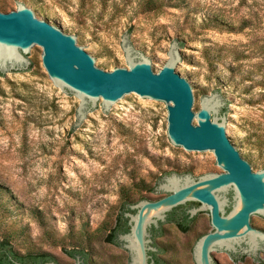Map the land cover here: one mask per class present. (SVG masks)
<instances>
[{
	"label": "rangeland",
	"instance_id": "obj_1",
	"mask_svg": "<svg viewBox=\"0 0 264 264\" xmlns=\"http://www.w3.org/2000/svg\"><path fill=\"white\" fill-rule=\"evenodd\" d=\"M34 12L64 20L67 30L106 71L130 69L123 47L133 37L161 70L176 45L205 68L186 65L209 93L197 95V113L207 97L230 94L232 138L243 143L256 171L264 170V0H27ZM23 0H0L17 10ZM193 45H188L189 42ZM34 58L32 75L0 77V235L17 249L47 252L60 264H79L69 251L85 250L91 264H130L131 253L107 240L125 202L165 197L157 187L167 176L222 173L216 156H193L168 135L167 104L135 95L113 116L104 108L79 131L81 99L70 97ZM154 189V191H153ZM264 231V217H258ZM210 215L189 232L171 222L157 234L167 264H196L198 240L211 232ZM224 264L239 261L218 253Z\"/></svg>",
	"mask_w": 264,
	"mask_h": 264
},
{
	"label": "water",
	"instance_id": "obj_2",
	"mask_svg": "<svg viewBox=\"0 0 264 264\" xmlns=\"http://www.w3.org/2000/svg\"><path fill=\"white\" fill-rule=\"evenodd\" d=\"M123 47L130 69L123 66L106 71L67 30L64 20L34 12L27 0L17 10H0V77L32 75L37 67L26 55L35 58L43 50V66L51 80L70 97L81 99L80 132L95 111L102 113L106 108L113 116L140 95L167 104L168 135L174 145L193 156H216L224 170L197 179L167 176L157 187L165 197L131 205L135 212L125 214L130 232L118 238L131 253L130 264L155 263L150 252L158 251L157 236L151 230L171 224L166 222L168 214L189 203L200 204L189 211L191 218L210 215L213 226L195 246L196 264H224L218 253L235 259L233 255L241 250L248 256L236 260L260 255L264 263V252L260 253L264 251V231L258 219L264 217V170H255L243 143L232 138V118H224L232 103L241 108L245 105L228 82L225 69L218 77L230 94L218 100L207 97L197 113V95L209 90L196 75L186 79L181 74L187 64L205 68L198 57H187V47L181 54L173 45L161 70L132 36L130 42L125 37Z\"/></svg>",
	"mask_w": 264,
	"mask_h": 264
},
{
	"label": "trees",
	"instance_id": "obj_3",
	"mask_svg": "<svg viewBox=\"0 0 264 264\" xmlns=\"http://www.w3.org/2000/svg\"><path fill=\"white\" fill-rule=\"evenodd\" d=\"M154 191V189H153ZM143 200V199H142ZM134 204V203H133ZM130 202H125L122 205V209L117 217L115 226L110 231L107 240L116 245H121L119 242V235L126 234L130 232L129 218L125 216L127 212H135L131 210L130 206L133 205ZM191 205H200L199 203H189ZM187 206V207H188ZM186 206H180L175 208L170 214L168 222H174L179 229L183 232H189L192 225L196 221V217L190 218V215L185 211ZM182 211V212H181ZM162 228V227H161ZM160 229H153L154 238L157 234L161 233ZM155 246V243H154ZM156 247V246H155ZM157 248V247H156ZM162 250L158 249L157 252H150L152 256L151 260H154V264H167L159 257V253ZM69 254L74 258L80 257L82 264H91L89 253L85 250H74L69 251ZM56 261L53 256L47 252H36L29 251L27 253H22L17 249L14 238L10 234L0 235V264H45L47 262Z\"/></svg>",
	"mask_w": 264,
	"mask_h": 264
},
{
	"label": "flooded vegetation",
	"instance_id": "obj_4",
	"mask_svg": "<svg viewBox=\"0 0 264 264\" xmlns=\"http://www.w3.org/2000/svg\"><path fill=\"white\" fill-rule=\"evenodd\" d=\"M253 170H254V168H253ZM255 171V170H254ZM166 195V194H165ZM230 197H232V194L230 195ZM189 204H187V205H184V206H186V208H185V211H186V213L187 214H189V211L192 209V208H194V207H198L199 205H191V206H188ZM188 206V207H187ZM174 211V210H173ZM172 211V212H173ZM171 212V213H172ZM182 212V211H181ZM171 213H169L168 214V216H167V220H166V222H168L169 221V218H170V214ZM190 215V214H189ZM197 217V216H196ZM191 218V217H190ZM165 223H163V224H161V226H160V228L164 225ZM151 232H152V235H153V237H154V233H153V229L151 230ZM261 252H264V251H260V253ZM234 257H235V259H242V258H244V256H248V254L247 255H245L244 253H243V251L241 250L238 254H235V255H233ZM251 257H253V256H251ZM254 259H258V260H260L261 259V256L259 255V257L258 258H255V257H253Z\"/></svg>",
	"mask_w": 264,
	"mask_h": 264
}]
</instances>
